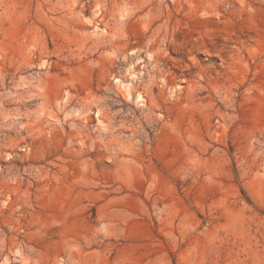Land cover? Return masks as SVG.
Masks as SVG:
<instances>
[{"label":"rangeland","instance_id":"obj_1","mask_svg":"<svg viewBox=\"0 0 264 264\" xmlns=\"http://www.w3.org/2000/svg\"><path fill=\"white\" fill-rule=\"evenodd\" d=\"M0 264H264V0H0Z\"/></svg>","mask_w":264,"mask_h":264},{"label":"bare ground","instance_id":"obj_2","mask_svg":"<svg viewBox=\"0 0 264 264\" xmlns=\"http://www.w3.org/2000/svg\"><path fill=\"white\" fill-rule=\"evenodd\" d=\"M132 76H133V75H132ZM135 78H136V77H135ZM142 96H143V95L140 94V95H139V98H141V99L143 100L144 98H143Z\"/></svg>","mask_w":264,"mask_h":264}]
</instances>
